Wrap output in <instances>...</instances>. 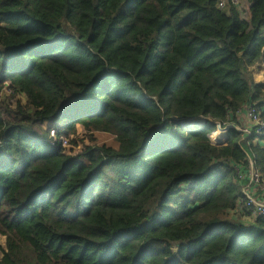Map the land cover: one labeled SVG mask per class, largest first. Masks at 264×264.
Returning <instances> with one entry per match:
<instances>
[{"label":"trees","instance_id":"16d2710c","mask_svg":"<svg viewBox=\"0 0 264 264\" xmlns=\"http://www.w3.org/2000/svg\"><path fill=\"white\" fill-rule=\"evenodd\" d=\"M233 1L0 0V264H264L233 168L264 183V136L210 139L264 120V0ZM78 126L118 149L69 154Z\"/></svg>","mask_w":264,"mask_h":264},{"label":"built area","instance_id":"2783aa9c","mask_svg":"<svg viewBox=\"0 0 264 264\" xmlns=\"http://www.w3.org/2000/svg\"><path fill=\"white\" fill-rule=\"evenodd\" d=\"M233 3L241 8L240 0H234ZM225 0H220L218 6L219 8H225ZM10 92V91H9ZM12 94V92H10ZM243 113L244 121L240 122L237 120V123H232L227 125L225 129V137L223 140L219 141L218 144L213 143L214 145L221 146L226 144V134L229 127L236 129L242 134V140H245L252 136L261 137L264 136V120L262 119L260 111L256 108L255 104L251 102L245 104L241 110L236 113V116H240ZM241 117V116H240ZM187 129H192L188 124L183 125ZM202 126V125H201ZM201 126H195L193 129H197ZM218 128L222 127L218 124ZM56 142L54 138L53 143ZM69 143V138H62L61 144L66 148ZM238 175L239 181H245L246 183L242 187V198L239 200L240 210L245 212L248 216V220L255 219L260 216H264V183L262 180V174L257 168L255 162L252 158L248 157V163L243 166H233Z\"/></svg>","mask_w":264,"mask_h":264},{"label":"rangeland","instance_id":"374dc122","mask_svg":"<svg viewBox=\"0 0 264 264\" xmlns=\"http://www.w3.org/2000/svg\"><path fill=\"white\" fill-rule=\"evenodd\" d=\"M244 2V3H243ZM240 4H242L241 9L245 8V0H240ZM5 93L7 94V96H10V92L9 90H4L2 93H0V97L1 98H7V96L5 95ZM11 99V97H10ZM22 99V102L24 105L27 104V101L19 96L14 97L10 100V103L15 104L17 102V100ZM205 119L204 118H195L192 120H187V121H183V125L188 124L189 126H201L203 125ZM49 129V127H44V130ZM219 129V128H218ZM217 129V130H218ZM224 129V128H222ZM40 131V130H39ZM42 132V131H40ZM54 131L52 132L51 136H54ZM212 138V136H211ZM210 138V139H211ZM212 141V139H211ZM212 143H214L212 141ZM106 146V147H112L114 149H118L119 147V143L116 141L115 137L112 136L111 134H107V133H102V132H91V131H86L82 126H78V134L75 136H71L69 138V143L66 146V149L68 151L69 154H73L76 155L78 153H80L86 146ZM107 175L110 176L111 178H115V175L107 170L106 171ZM0 245H2L3 247L6 246V237L0 235ZM1 255H0V259H1Z\"/></svg>","mask_w":264,"mask_h":264},{"label":"crops","instance_id":"0c3cea01","mask_svg":"<svg viewBox=\"0 0 264 264\" xmlns=\"http://www.w3.org/2000/svg\"><path fill=\"white\" fill-rule=\"evenodd\" d=\"M244 3V2H243ZM247 9H248V5L245 1V8L244 10L246 11L247 14ZM252 71L255 77L256 82L259 83H263L264 84V58L263 61H261L260 63L256 64L254 67H252ZM244 111L242 112V114L240 116H237V120H240V122H245L244 121V116H243ZM226 138H227V134H226ZM260 145L261 147H264V139H256L254 141V145Z\"/></svg>","mask_w":264,"mask_h":264},{"label":"bare ground","instance_id":"6f19581e","mask_svg":"<svg viewBox=\"0 0 264 264\" xmlns=\"http://www.w3.org/2000/svg\"><path fill=\"white\" fill-rule=\"evenodd\" d=\"M192 127H193V126H190V128H192ZM212 135H213V137H214L215 135H217V137H216V138H213V137L211 138ZM212 135L210 136V138L212 139V141H213L214 143L218 144L219 141H221V140L224 139V136H225V129H218V131L214 132Z\"/></svg>","mask_w":264,"mask_h":264}]
</instances>
